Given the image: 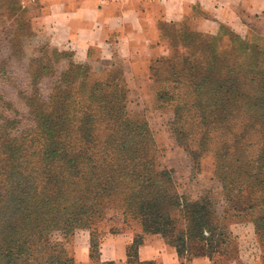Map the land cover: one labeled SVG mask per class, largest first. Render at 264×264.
<instances>
[{
	"label": "rangeland",
	"instance_id": "374dc122",
	"mask_svg": "<svg viewBox=\"0 0 264 264\" xmlns=\"http://www.w3.org/2000/svg\"><path fill=\"white\" fill-rule=\"evenodd\" d=\"M43 4L38 0H0V165L12 149L9 143L28 144L40 133L42 111L48 112L58 104L71 108L70 113L74 111L75 115L70 118V133L78 137L76 128L82 109L107 103L120 117L117 135L139 139V153L149 160L143 159L145 167L155 173L167 194L187 200L205 195L223 217L222 222L231 226L236 238L210 253L213 264H264V226L256 233L251 221L260 218L259 224L264 222V184H254L251 189L252 208H245L241 200L234 208V202L227 200L229 191L232 194L239 187L229 172L238 169L235 155L230 152L225 159H216L211 149L204 151L199 145L201 121L196 99L202 90L205 102V97L213 93L211 89L218 87L214 83L208 87V79L201 81L208 72L215 79L237 76L241 88L264 91V12L244 19L241 31L225 25L218 34L200 32L187 21H158L156 42L150 51L144 49L142 56L120 60L116 66L89 64L65 71L62 62L55 68L58 75L30 76L29 72H36L30 59L43 54L35 49L47 46L32 28V20ZM15 47L19 52L14 51ZM101 132L95 131L100 135ZM88 145L98 149L93 142ZM257 147L255 142L246 156L250 163L245 169L250 173L259 171L255 161L259 152L252 153ZM75 149L78 145L67 150ZM190 150L199 153L195 162ZM215 169L227 177L215 178ZM159 171H166L168 178L159 177ZM127 192L122 188L117 197H106L103 216L92 225L99 234L100 230L120 228L146 233L140 219L126 209ZM170 208L172 214L180 216L177 203ZM80 231L68 236L69 245H73ZM185 253L181 256L183 261Z\"/></svg>",
	"mask_w": 264,
	"mask_h": 264
},
{
	"label": "trees",
	"instance_id": "16d2710c",
	"mask_svg": "<svg viewBox=\"0 0 264 264\" xmlns=\"http://www.w3.org/2000/svg\"><path fill=\"white\" fill-rule=\"evenodd\" d=\"M224 26H220L217 34ZM14 51L19 52L16 47ZM35 51L43 54L30 59L31 65L36 66V72H29L30 76L58 75L55 68L62 62L63 71L91 65L70 61L67 52L48 43ZM118 62L104 66H116ZM219 63L222 65L223 61ZM209 74L212 73L202 75L201 81L205 83L208 79V87L212 83L218 87L211 89L213 93L205 97V102L203 91L197 93L199 145L204 151L211 149L216 159H225L230 152L235 155L238 169L229 172L239 187L232 194L229 191L227 200L234 202V208L241 200L249 209L254 206L250 201L251 189L254 184H264V91L241 88L234 75L215 79ZM207 90L206 87L204 92ZM70 110L58 104L48 112L42 111V128L37 136L28 144L24 141L8 144L12 149L0 165V264H74V243L68 244V236L79 230L88 231L90 256L95 257L99 233L92 225L102 218L106 197H117L122 188L128 190L124 195L126 209L140 219L143 232L164 237L180 259L183 251L185 260L199 255L211 258L212 251L236 238L207 196L187 200L169 195L160 187L155 173L145 167L149 160L139 153V139L117 135L120 117L112 105L84 107L76 128L78 137L70 133V118L75 115ZM99 130L101 135L95 133ZM90 142L98 149H91ZM255 142L258 147L252 153L259 152L255 157L259 171L250 173L245 169L250 163L246 156ZM76 145L78 149L67 150ZM190 154L195 162L199 153L190 150ZM213 175L218 179L227 177L217 169ZM158 176L167 179L169 175L159 171ZM175 203L180 207V216L170 211ZM251 221L256 233L264 226V222L259 224L260 218ZM141 239V234L134 236L128 247L127 264H157L153 260H138L136 248Z\"/></svg>",
	"mask_w": 264,
	"mask_h": 264
},
{
	"label": "crops",
	"instance_id": "0c3cea01",
	"mask_svg": "<svg viewBox=\"0 0 264 264\" xmlns=\"http://www.w3.org/2000/svg\"><path fill=\"white\" fill-rule=\"evenodd\" d=\"M40 13L32 28L72 62L109 65L150 51L157 23L187 21L196 30L216 34L221 25L243 29L244 19L264 12V0H38ZM158 36V35H157ZM156 36V37H157ZM137 231L100 230L98 253L90 256L89 233L81 230L73 245L74 264H127L128 247ZM140 261L157 264H213L199 255L182 260L157 234L144 233L136 248Z\"/></svg>",
	"mask_w": 264,
	"mask_h": 264
}]
</instances>
